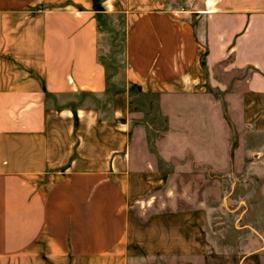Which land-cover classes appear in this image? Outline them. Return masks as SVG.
I'll return each instance as SVG.
<instances>
[{"label": "crops", "instance_id": "1", "mask_svg": "<svg viewBox=\"0 0 264 264\" xmlns=\"http://www.w3.org/2000/svg\"><path fill=\"white\" fill-rule=\"evenodd\" d=\"M106 16L119 19V85L100 58ZM131 85L177 98L231 86L264 127V0H0V264L206 254L207 231L175 214L132 227Z\"/></svg>", "mask_w": 264, "mask_h": 264}, {"label": "rangeland", "instance_id": "2", "mask_svg": "<svg viewBox=\"0 0 264 264\" xmlns=\"http://www.w3.org/2000/svg\"><path fill=\"white\" fill-rule=\"evenodd\" d=\"M200 1L167 0L173 8ZM103 22L100 58L110 83L119 85L125 67L119 19ZM232 91L210 87L203 97L177 98L130 86L131 162L142 183L130 207L132 227L142 230L158 215L175 214L176 228L208 236L201 257L186 261L137 247L131 264H264V249L254 251L264 244V127L249 124L240 94Z\"/></svg>", "mask_w": 264, "mask_h": 264}, {"label": "trees", "instance_id": "3", "mask_svg": "<svg viewBox=\"0 0 264 264\" xmlns=\"http://www.w3.org/2000/svg\"><path fill=\"white\" fill-rule=\"evenodd\" d=\"M106 80H108L107 82H109V78L106 77ZM109 84V83H108ZM137 87V89L140 91V87L138 85H135Z\"/></svg>", "mask_w": 264, "mask_h": 264}]
</instances>
